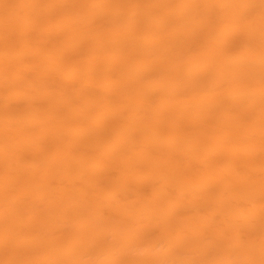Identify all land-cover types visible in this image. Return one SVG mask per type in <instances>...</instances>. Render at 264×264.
Here are the masks:
<instances>
[{
	"label": "rangeland",
	"instance_id": "rangeland-1",
	"mask_svg": "<svg viewBox=\"0 0 264 264\" xmlns=\"http://www.w3.org/2000/svg\"><path fill=\"white\" fill-rule=\"evenodd\" d=\"M254 1L258 5L263 0ZM176 2L0 0V193L11 185L24 187L31 183L18 198L24 205L38 202L34 205L36 213L52 203L61 211L76 207L82 212L75 220L71 214L64 217L56 233H45L61 236L71 228H80L74 250L58 257L59 260L49 251L44 261L33 262L43 240L37 232L28 235L14 251L11 242L16 233L4 229L0 233V264H177L163 262L146 248L134 251L125 247L102 255L100 247L102 234L119 235L128 225H141L146 233H156L159 229L156 202L165 194L172 198L167 223L175 225L181 247L207 237L210 241L207 254L211 259L228 246L232 251H241L242 256L235 264H264V256L257 254L258 249L264 248V200L253 196L236 201L237 189L232 187L224 197H233L248 217L233 227L227 226V216L222 213L224 197L219 184L212 181L216 175L224 177L228 166L233 164V171L224 179H241L264 189V75L255 88L248 76L240 83L233 80L234 74L229 76L228 83H217L218 80L208 78L207 68H203L199 79L188 87L175 68L177 84L168 90L174 91L172 94L160 88L157 77L149 75L151 64L174 57L183 48L200 46L201 37L211 26L220 28L224 47L255 49L257 41H264L259 12L252 10L254 5L242 6L239 0H191L184 4L196 9L189 25L188 17L172 10ZM98 3L101 10L108 3L137 6L138 18L142 10L155 13L166 6L169 11L150 30L139 20L129 29L121 30L114 42L117 58L105 65L110 71L108 81L99 82L92 75L87 86L79 65L66 75L60 63L69 59L100 61L99 56L107 51L108 38L103 26L97 36L88 33L95 24L94 8ZM63 7L67 11L60 13ZM128 34L133 47L123 53L119 49L125 46ZM166 38L179 44L164 49ZM147 39L149 45L143 46ZM55 47L59 51L58 62L50 55ZM125 56L145 58L146 62L135 66L139 75L134 79H130L121 63ZM242 64L241 54L229 61L234 69ZM209 81L212 82L208 85ZM228 86L253 88L258 94L252 100L241 89L228 95ZM207 94L210 106L207 110L198 108ZM29 103L38 108V114L21 112ZM186 104L184 111L181 107ZM106 131L115 136L111 139L102 136ZM150 134L158 139H148ZM118 135H127V139ZM216 144H221L220 153L210 151L209 147ZM67 156L74 159L73 164L59 174L54 167ZM8 157L26 159L2 166ZM96 168L103 181H107L106 192L99 196L94 194L103 183L95 182ZM163 169L165 173L161 172ZM152 175L155 181L164 182L162 188L152 187ZM199 176L207 180L200 185L195 183L191 191H179V181H195ZM43 186L52 188L47 196L38 193ZM73 190L76 198L71 194ZM144 198L151 201L147 213L135 215L129 211L131 204ZM216 198L221 199L216 202ZM46 199L50 202L46 203ZM96 200L100 202L98 220L107 224H101L99 235L92 236L90 225L96 219L90 210ZM124 206L128 207L125 213ZM10 213L18 231L31 228L35 221L32 212L22 206ZM112 222L117 223L110 225ZM74 257L76 260L70 263Z\"/></svg>",
	"mask_w": 264,
	"mask_h": 264
},
{
	"label": "bare ground",
	"instance_id": "bare-ground-1",
	"mask_svg": "<svg viewBox=\"0 0 264 264\" xmlns=\"http://www.w3.org/2000/svg\"><path fill=\"white\" fill-rule=\"evenodd\" d=\"M176 1L177 2L172 10L176 11L181 16L188 17V24L192 25L191 23L193 22V18L195 17L194 13L196 12V9L195 7L187 8L184 6L187 1L191 0ZM254 2V0H239V4H241L242 6L244 4L254 5L252 7V10L259 12V20H261L262 22V25L260 26L264 28V0L258 5H255ZM100 6V3L95 5V24L88 30V33L97 36L102 32V28H105L106 36L108 38L106 41L107 51L105 52V54L100 55L98 59L100 61L96 62H78L77 60L69 59V61H66L65 63H60V68L66 71V75L69 74L68 71H70L71 68L79 65L81 67V76L84 78V84H87V86L89 84L88 80H90L92 75H94L96 77V80L99 82L105 83L108 81L110 77V71L109 69H105V65L109 60L117 58V50L114 48V42L120 37L119 33L121 30L129 29V27L136 20H139L146 26L148 30H150L153 27V24L161 21L163 19L162 17L169 11V7L166 6L162 7L155 13H147L145 10H142V15L140 18H138L136 16V10L138 9L139 11L140 9L137 8V6H133L129 3L123 7L118 6V4L116 5L115 3H108L102 10L99 9ZM66 11L67 8L65 7L60 9V13H65ZM221 34L223 33H220V28H218L217 26H211L209 29H207L204 36L201 37L203 40L200 46H198L196 49L183 48L174 57H165L162 61L151 64L149 68V75L158 78V85L163 91H168L175 88L177 84V77L174 75L175 68H178V70L181 72L185 86L188 87L199 79L201 69L207 68L208 78L218 80L216 81L217 83H228L229 76L231 74H234L235 78L233 80L237 82L238 80L240 82V80L245 79L248 76L251 80L252 85L256 88V86H258L260 82H262V78L264 75V41H257L255 49H237L235 45L224 47L221 42ZM83 37L84 35H81V38ZM125 41V46L119 50L123 53H128L133 47L131 45V35L128 34L125 37ZM207 41L210 42L208 43ZM174 44L177 45L179 44V42L170 41L169 38H166V40L164 41V49L169 48ZM145 45H149L148 39L143 46ZM240 54L243 57L242 67L239 69L238 67L234 69V66L229 65V61L231 58ZM50 55L51 59H56L58 62L59 51L56 49V47L52 49ZM144 60L145 58H141L139 56H125L123 58L121 63H124L123 66L125 67V71L130 76V79H134L139 75L138 70H136L135 66L142 61L146 62ZM211 82L212 81H209L207 84L209 85ZM12 83L13 82L7 84L10 85ZM238 89H241L244 93V96L250 100H252L258 94L253 91V88L252 90L249 88H238V86H228L227 93L228 95L234 94ZM211 91L212 89L208 90L209 93H211ZM173 92L174 91H168V93L170 94H172ZM187 105L188 104L185 105L186 107L181 108L185 111L187 109ZM209 106L210 95L207 94L201 98L198 108L207 110ZM37 110L38 108L35 105L29 103L21 109V112L33 116L38 114ZM12 112L15 113L16 111ZM222 114L224 117L228 116L227 112H224ZM101 134L102 136L109 139L115 136L109 134L107 131ZM126 137L127 135H118V138H122V140H126ZM147 138L151 140L158 139L155 134H150ZM220 146L221 144H216L210 146L209 148L211 152L220 153L222 151V148ZM232 152L233 150L230 146L228 149V154L230 157ZM25 159L26 158L13 160L11 157H8L2 162V166L9 167L12 164H19ZM73 161L74 159L72 157L67 156L59 161L54 169L59 174H64L71 168ZM231 165L233 167V164H230L228 166V169L225 171L226 177L233 171ZM161 172L165 173V169L161 170ZM67 174L68 173H66L65 175ZM239 176L240 178L242 177L241 175ZM154 177V175L150 177V179L152 180V187L156 189L162 188L161 186L164 184V182L155 181ZM224 177L220 178V176L216 175L212 180L213 182H216V184H219L222 197L227 196V193L231 191V188L235 187L237 189L234 197L236 201H240L246 197L253 196H257L258 199L264 200V189H262V187H260L259 185L248 184L246 181L241 179H224ZM94 178L95 182L100 181L103 183V186L96 189V193L94 195L99 196L104 194L106 192L107 181H103L102 177H100L98 168H96ZM206 180L207 179L203 178L202 176L196 178L195 181L184 179L178 182V189L181 192L188 190L191 191V187L195 185V183L197 185H200ZM29 184L31 185V183ZM28 185H25L24 187L11 185L4 191V193H0V233L3 232L4 229H11L16 233L11 242L12 249L15 251L17 250L16 247H18V245L28 235L37 232V235L43 240L40 245L39 254L37 257H35L33 262L44 261L45 253L49 251H51L55 255L54 259L57 261L59 260L58 257L66 255L69 253V251L74 250V244L76 243V240L78 238L80 228H71L61 236H45V233H56L61 228L59 224L62 222L64 217L71 214L75 220L77 217L82 215V212L76 207H73L72 210L66 209L65 211H61L56 203H52L49 204L48 208H46L43 212L36 213L34 210V205L38 202L31 205H24L23 202L18 198V195H20L21 191L24 190V188H27ZM51 191L52 188L50 189L47 186H43L42 189L38 191V193H47L42 195L47 196L49 193H51ZM129 193H133V190H130ZM71 194L74 198H76V190H73ZM220 199L221 198H216L215 201L219 202ZM157 200L158 201L156 202V208H158V211L155 217L158 220L159 224L158 231L156 233L148 234L145 232L144 227L141 225H128L119 235L114 232H107L105 235L102 234L100 244V247L103 250L102 255H105V253L109 251H119L125 247L134 249V251H136L137 249L146 248L151 254L159 255L163 262H174L177 264H223L229 261L231 264H235L237 259L242 256L240 250L232 251L228 246H225V251L215 254V257L211 259V257H209L207 254V248L210 242L207 237L199 239V241L186 246V248L181 247V244L178 243L180 235L177 233L175 225L172 224L173 226H168L167 223V221L170 219V213L172 211V198L169 195L165 194L160 195ZM47 202L50 201L46 199V203ZM98 203H100L98 200L91 203L90 212L96 219L90 225L92 236L99 235L101 224H107L99 222L98 220L100 207ZM222 203V213L227 216V226L233 227L236 225L237 221L246 219L248 217V213L241 207H239L237 203H234L233 197H224L222 199ZM150 205L151 201L147 198H144L142 200H137L133 204H131L129 207V211L133 212V214L135 215H143L149 211ZM18 206H22L26 211H31L35 217V221L31 225L32 227L24 231H18L16 229V225L13 223L14 216L10 213L14 208ZM127 210L128 207L124 206L122 212L125 213L127 212ZM231 215L235 216L231 217ZM115 223L117 222H112L109 224L113 225ZM216 231L217 230H214V232ZM236 234L238 235V233ZM196 235L197 233L194 232V236ZM227 243H229V241H227ZM227 243L224 244L228 245ZM83 247V251L87 252V247ZM257 254L258 256L263 257L264 248L258 249ZM75 260L76 258L74 257V259L70 263Z\"/></svg>",
	"mask_w": 264,
	"mask_h": 264
}]
</instances>
